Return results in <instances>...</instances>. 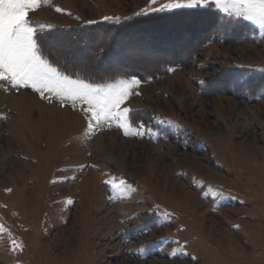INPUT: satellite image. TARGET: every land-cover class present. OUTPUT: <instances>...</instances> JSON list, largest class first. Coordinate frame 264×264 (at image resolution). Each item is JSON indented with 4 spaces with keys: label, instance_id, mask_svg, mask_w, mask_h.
Segmentation results:
<instances>
[{
    "label": "rangeland",
    "instance_id": "374dc122",
    "mask_svg": "<svg viewBox=\"0 0 264 264\" xmlns=\"http://www.w3.org/2000/svg\"><path fill=\"white\" fill-rule=\"evenodd\" d=\"M148 3L50 0L29 13L63 33L97 78H139L127 106L163 135L113 125L85 139L82 114L0 90V223L24 245L13 252L3 237L0 264H264V96L236 85L247 75L264 82V33L247 22L224 34L202 17L136 16ZM121 181L136 191L123 194ZM136 213L145 215L121 223ZM172 241H187L189 255L170 258Z\"/></svg>",
    "mask_w": 264,
    "mask_h": 264
},
{
    "label": "snow or ice",
    "instance_id": "6c2138e0",
    "mask_svg": "<svg viewBox=\"0 0 264 264\" xmlns=\"http://www.w3.org/2000/svg\"><path fill=\"white\" fill-rule=\"evenodd\" d=\"M49 4L50 0H0V90L6 93L30 90L31 94L38 95L42 101L49 104L55 101L62 109L68 108L82 114L85 126L81 135L85 139H91L97 130L113 125L122 130L125 136H162L163 132L159 127L147 126L136 120L133 116L134 110L127 106L131 96L139 94L134 91L141 84L139 78L125 74L97 78V74L89 70L90 61L83 60L82 54L71 51L68 38L63 33L57 32L51 25L30 20L29 13H35L42 5ZM55 11L64 12L60 7H55ZM152 13L202 17L211 28L224 34H236L246 26L245 22L258 27L264 33V0H165L164 3L149 0L148 7L135 15L147 16ZM111 19L104 17V20ZM116 22H119V18H116ZM87 23L94 24L96 21L89 20ZM101 54L93 53V57ZM130 55L142 54L137 52ZM167 70L174 71L172 68ZM260 71L264 72V69ZM236 85L244 91L255 88L264 96V82L252 75L237 77ZM156 123L166 124L169 128L178 127L170 121ZM119 187L123 194L136 191L131 185L125 187L123 181ZM5 191L11 192L12 189L7 188ZM66 202L73 203L71 199ZM142 215L145 213L129 215L121 223L138 219ZM171 215L165 212L162 213V218L170 219ZM137 227L141 235L152 231V226L148 223ZM5 236L11 251H23V243L14 238L12 232L0 223V241ZM160 239L164 240L163 237ZM172 243L176 247L169 252L170 258L189 255L187 241L183 244L179 241ZM143 247L140 245L139 249L142 250ZM191 259L198 261V257Z\"/></svg>",
    "mask_w": 264,
    "mask_h": 264
},
{
    "label": "bare ground",
    "instance_id": "6f19581e",
    "mask_svg": "<svg viewBox=\"0 0 264 264\" xmlns=\"http://www.w3.org/2000/svg\"><path fill=\"white\" fill-rule=\"evenodd\" d=\"M68 119V118H67ZM52 123H55L56 124V126H57V128H59V129H65L66 128V126L68 125V121L67 120H64V121H59V120H55V121H53ZM58 124V125H57ZM59 126V127H58ZM66 130H67V128H66ZM60 132V131H59ZM66 133V132H65Z\"/></svg>",
    "mask_w": 264,
    "mask_h": 264
},
{
    "label": "crops",
    "instance_id": "0c3cea01",
    "mask_svg": "<svg viewBox=\"0 0 264 264\" xmlns=\"http://www.w3.org/2000/svg\"><path fill=\"white\" fill-rule=\"evenodd\" d=\"M84 26H86V25H84Z\"/></svg>",
    "mask_w": 264,
    "mask_h": 264
}]
</instances>
